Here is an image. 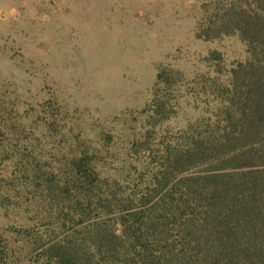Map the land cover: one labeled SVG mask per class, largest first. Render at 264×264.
I'll list each match as a JSON object with an SVG mask.
<instances>
[{
    "label": "trees",
    "instance_id": "obj_1",
    "mask_svg": "<svg viewBox=\"0 0 264 264\" xmlns=\"http://www.w3.org/2000/svg\"><path fill=\"white\" fill-rule=\"evenodd\" d=\"M205 19L195 36L232 37L241 55L222 84L210 82L215 119L187 120L180 141L134 133L123 153L110 152L116 140L103 129L97 145L59 132L63 93L36 108V93L26 99L21 85H5L0 158L10 169L0 208L27 218V264H264V0H214ZM204 60L222 71L220 50ZM155 78L173 80L166 67ZM155 100L150 132L175 113ZM109 161L118 171L101 169Z\"/></svg>",
    "mask_w": 264,
    "mask_h": 264
},
{
    "label": "rangeland",
    "instance_id": "obj_2",
    "mask_svg": "<svg viewBox=\"0 0 264 264\" xmlns=\"http://www.w3.org/2000/svg\"><path fill=\"white\" fill-rule=\"evenodd\" d=\"M213 1L0 0V92L16 82L26 99L36 93V108L51 93H63L60 104L67 103V117L59 132H79L97 145L100 136L94 135L103 129L112 135L109 144L116 140L110 152L123 153L134 133L151 142L180 141L187 120L215 119L218 99L209 91L210 82L222 84L220 74L241 55L232 37L195 36ZM211 50L223 53L219 74L215 60H204ZM161 67L172 73L168 86L155 78ZM155 99L167 101L175 113L150 132L144 117ZM137 155L147 157V151ZM8 162L0 158L1 178L9 173ZM101 169L119 168L109 161ZM27 223L25 216L0 208V264H27L20 240Z\"/></svg>",
    "mask_w": 264,
    "mask_h": 264
}]
</instances>
